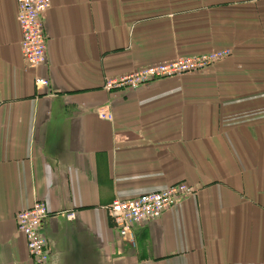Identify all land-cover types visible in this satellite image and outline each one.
<instances>
[{
    "label": "crops",
    "instance_id": "obj_1",
    "mask_svg": "<svg viewBox=\"0 0 264 264\" xmlns=\"http://www.w3.org/2000/svg\"><path fill=\"white\" fill-rule=\"evenodd\" d=\"M42 20L31 69L16 2L0 0V264H33L15 213L34 201L50 264H264V0H51ZM221 49L199 70L102 87ZM179 182L187 195L119 235L114 199Z\"/></svg>",
    "mask_w": 264,
    "mask_h": 264
},
{
    "label": "built area",
    "instance_id": "obj_2",
    "mask_svg": "<svg viewBox=\"0 0 264 264\" xmlns=\"http://www.w3.org/2000/svg\"><path fill=\"white\" fill-rule=\"evenodd\" d=\"M17 21L20 28V51L26 67L34 69L46 60L47 35L43 27V13L49 8L51 0H15ZM229 54L228 49L211 50L206 53L175 57L172 60L138 67L117 76L106 77L103 89L111 92L120 88H136L152 80L178 76L189 71L205 68ZM36 85L47 84L46 79L36 76ZM101 117L111 119L109 113ZM189 193L183 183L170 184L157 191L143 192L127 199H114L107 207L108 215L118 233L123 238L132 239L133 223L140 219L156 218L166 208L175 204ZM72 218V210L64 213ZM48 216L43 201H34L29 207L15 213L18 233L25 238L26 247L34 264H50V251L41 232V224Z\"/></svg>",
    "mask_w": 264,
    "mask_h": 264
},
{
    "label": "rangeland",
    "instance_id": "obj_3",
    "mask_svg": "<svg viewBox=\"0 0 264 264\" xmlns=\"http://www.w3.org/2000/svg\"><path fill=\"white\" fill-rule=\"evenodd\" d=\"M18 232V231H17ZM22 235V234H21ZM120 235V234H119ZM23 236V235H22ZM121 236V235H120ZM24 237V236H23ZM122 237V236H121ZM123 238V237H122ZM25 239V238H24ZM34 264V263H33Z\"/></svg>",
    "mask_w": 264,
    "mask_h": 264
}]
</instances>
